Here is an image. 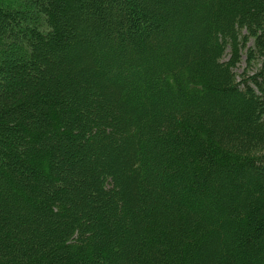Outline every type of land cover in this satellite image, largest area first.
I'll list each match as a JSON object with an SVG mask.
<instances>
[{"label": "trees", "instance_id": "trees-1", "mask_svg": "<svg viewBox=\"0 0 264 264\" xmlns=\"http://www.w3.org/2000/svg\"><path fill=\"white\" fill-rule=\"evenodd\" d=\"M0 264H264V0H0Z\"/></svg>", "mask_w": 264, "mask_h": 264}, {"label": "rangeland", "instance_id": "rangeland-1", "mask_svg": "<svg viewBox=\"0 0 264 264\" xmlns=\"http://www.w3.org/2000/svg\"><path fill=\"white\" fill-rule=\"evenodd\" d=\"M243 65H244V61L242 60V62L240 63V65H239V67L237 69L238 72H240V70H241V68H242Z\"/></svg>", "mask_w": 264, "mask_h": 264}]
</instances>
